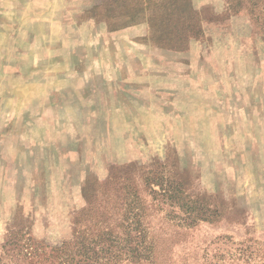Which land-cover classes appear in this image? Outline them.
Masks as SVG:
<instances>
[{
  "label": "rangeland",
  "instance_id": "374dc122",
  "mask_svg": "<svg viewBox=\"0 0 264 264\" xmlns=\"http://www.w3.org/2000/svg\"><path fill=\"white\" fill-rule=\"evenodd\" d=\"M0 264H264V0H0Z\"/></svg>",
  "mask_w": 264,
  "mask_h": 264
}]
</instances>
